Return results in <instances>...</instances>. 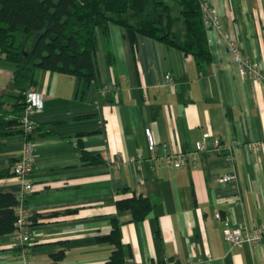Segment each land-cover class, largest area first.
<instances>
[{"label": "crops", "instance_id": "crops-1", "mask_svg": "<svg viewBox=\"0 0 264 264\" xmlns=\"http://www.w3.org/2000/svg\"><path fill=\"white\" fill-rule=\"evenodd\" d=\"M208 1L264 74V0ZM207 36L211 59L199 64L191 53L152 36L138 33L133 43L122 25L111 22V56L100 38L95 78L86 89L73 74L37 71L31 86L44 101L32 114L34 189L25 195L34 264H105L112 245L96 236L108 232L112 216L131 246L127 264L186 257L192 264H264V241L232 245L223 236L226 222L264 225V80L240 72L216 29L207 28ZM13 68L0 61L3 112L13 109L21 91L12 85ZM166 73L176 82L170 88ZM106 82L114 87L104 93ZM146 126L177 150L194 147L206 131L210 136L195 166L173 167L151 158ZM215 137L231 145L234 161L213 148ZM23 146L22 132L1 136V191L15 193L20 186L12 167ZM83 151L103 160L84 159ZM227 172L236 179L217 180ZM131 191L154 202L143 218L116 206ZM18 258L13 232L0 234V264H18Z\"/></svg>", "mask_w": 264, "mask_h": 264}, {"label": "trees", "instance_id": "trees-1", "mask_svg": "<svg viewBox=\"0 0 264 264\" xmlns=\"http://www.w3.org/2000/svg\"><path fill=\"white\" fill-rule=\"evenodd\" d=\"M111 22L122 25L133 43L141 33L191 53L199 64L211 59L200 0H0V61L13 63L12 85L21 89L13 109L0 111V143L5 133L23 132V90L36 82L39 69L73 74L82 80V90L89 86L95 78L93 54L100 38L108 59L111 56ZM83 158L103 160L89 151H83ZM17 202L15 193L0 190V234L13 231ZM115 203L139 219L154 202L131 191ZM96 239L112 245L105 264H127L132 250L122 241L116 216L108 232Z\"/></svg>", "mask_w": 264, "mask_h": 264}, {"label": "built area", "instance_id": "built-area-1", "mask_svg": "<svg viewBox=\"0 0 264 264\" xmlns=\"http://www.w3.org/2000/svg\"><path fill=\"white\" fill-rule=\"evenodd\" d=\"M200 8L204 26L206 28L213 27L218 31L240 72L244 75L252 77L255 80H264V74L259 63L256 60L250 59L242 54L236 34L233 30L224 28L219 19L217 9L208 0H200ZM164 79L167 87L170 86V84L176 83L169 73L164 74ZM112 87L114 86L111 82H106L102 85L101 90L105 93ZM23 93L25 95V107L21 113V121L23 125L22 133L24 135V146L12 167L13 174L20 179V186L15 192L18 202L14 207L16 220L14 222L15 227L12 232L14 235V244L17 247L19 257L18 264H34L33 259H31L28 253L29 243H31L32 240V236L30 234L32 219L31 213L25 204V195L34 189V184L29 176L34 162V143L29 137L33 133L35 125L32 114L43 107L44 98L42 93L31 85L23 90ZM145 133L148 148L152 153L151 158H154L158 164L169 161L173 167H180L181 165L189 163L195 166L198 160V152L206 148L205 140L210 136V132L206 131L203 133V138L200 139L194 147L177 150L172 147H168L165 141H157L154 138L150 127H145ZM257 145V143H249L248 147L255 149L257 148ZM213 148L220 151L224 150L225 159L231 162L234 161L235 156L231 145L222 143L218 137L213 138ZM158 149H162L164 152L162 154H158ZM235 179V172L223 173L217 177V180L222 182L234 181ZM215 216L219 217L220 213L216 211ZM223 236L232 245H239L244 242L252 244L258 243L260 241H264V225H256L249 228L240 223L236 226H231L226 222L223 227ZM192 263L193 258L186 257L180 258L172 264Z\"/></svg>", "mask_w": 264, "mask_h": 264}]
</instances>
